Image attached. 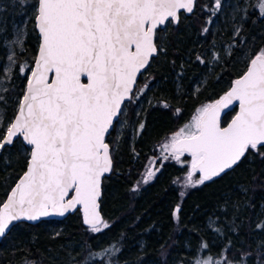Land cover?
Returning <instances> with one entry per match:
<instances>
[{
    "label": "snow or ice",
    "instance_id": "6c2138e0",
    "mask_svg": "<svg viewBox=\"0 0 264 264\" xmlns=\"http://www.w3.org/2000/svg\"><path fill=\"white\" fill-rule=\"evenodd\" d=\"M226 0H208L202 10L208 13L206 25L222 10ZM21 6L33 10V28L38 30V54L33 65L18 64L12 45L24 51L21 33L4 41L8 49L7 63L0 75V104L7 103L13 66L26 80L17 98L16 113L4 124L0 109V157L8 146L22 138L27 147L26 170L11 187L0 206V237H6L16 222H34L42 217L61 216L79 210L87 231L100 233L110 227L100 215L98 199L105 174L112 172V149L106 142L122 121L125 101L137 99L133 93L137 75L149 66L150 60L166 52L158 43V33L179 23V13L193 14L197 0H18ZM249 7L264 17V0L234 6L241 19L249 16ZM27 21H25V24ZM209 27L202 28V34ZM234 37L240 35L235 28ZM231 54V53H229ZM201 64L205 60L196 57ZM213 60L219 56L212 54ZM86 77V82H82ZM148 87L139 89L142 93ZM238 102L239 111L231 122L221 126L220 114ZM168 107L167 104L163 105ZM179 112V109H177ZM144 123L138 131L143 132ZM264 159V50L250 60L247 71L236 79L230 90L214 103L197 109L192 122L180 128L168 142L161 145V155L149 161L143 179L131 189L139 191L141 184L155 178L164 162L174 160L187 164L179 196L185 190L197 188L214 178L228 174L248 155ZM190 160H182V157ZM7 164V157H3ZM157 161L160 167H156ZM197 174H199L197 176ZM173 180V184L178 183ZM181 207L172 215L179 220ZM209 227L218 235L225 231ZM256 228L264 231V220ZM229 231L235 232L233 224ZM59 235V233H57ZM164 245H161L163 248ZM208 248L201 242L197 252ZM232 241L217 257L197 258L194 264H249L251 252L240 251L239 259H229ZM121 250L115 245L82 254L78 264H118ZM72 259H75L73 257ZM25 264L34 262L25 261ZM256 264H264V242L258 244Z\"/></svg>",
    "mask_w": 264,
    "mask_h": 264
},
{
    "label": "trees",
    "instance_id": "16d2710c",
    "mask_svg": "<svg viewBox=\"0 0 264 264\" xmlns=\"http://www.w3.org/2000/svg\"><path fill=\"white\" fill-rule=\"evenodd\" d=\"M207 2L197 0L193 14L180 12L179 23L158 33V43L165 46L166 52L153 57L136 82L135 94L144 82L156 83V91L151 93L152 100L145 105L138 121L145 124L144 131L137 130L132 142L128 138L129 130L125 139L114 141L113 170L102 179L100 198L103 220L110 227L100 233L87 231L78 209L61 219L16 222L12 231L0 240V264H25L26 260L34 264H78L82 254L89 251V246L91 250L99 251L113 244L121 250L112 258L118 260V264H140L147 259H154L157 264H171L172 261L194 264L197 258L217 257L228 239L232 241L229 259H239V250H244L252 253L249 264H256L257 246L264 242V231L256 228L264 220V159L258 155L250 154L228 174L185 190L184 197L179 196L178 183L173 184V180H177L185 168L174 160L164 162L155 178L141 185L139 191H131L158 141L182 123H189L190 113L197 105L217 99L245 69L249 59L264 50V17L258 10L249 7L248 18L237 21L239 36L225 33L212 36L210 25H206L208 13L202 10ZM254 2L252 0L250 4ZM29 10L24 51L15 52L18 64L27 61L32 65L37 49L39 40L33 28V10L21 6L18 0H0V73L6 55L3 40L11 34L12 20ZM205 26L209 27V32L202 34ZM196 37L203 39L197 42ZM216 40L222 43L225 51H221L211 70L206 71L204 64L208 59L205 52ZM197 55L205 60L204 64L197 61ZM203 73L206 78L194 92L192 84ZM174 78L179 89L173 85ZM25 84L26 80L13 66L12 83H6V87L12 90L7 93L6 105L1 104L5 125L16 112V101ZM135 100L126 101L125 105L134 104ZM234 110L235 107L227 111L221 123H225ZM134 111L135 106L130 109L127 129ZM2 131L5 128H0ZM113 134L114 130H111V135L107 136L110 144V140H114ZM27 147L17 139L0 157V203L26 167ZM3 157H7V164ZM241 202H245V206H240ZM177 204L181 207L179 220L172 215ZM211 216L215 218L213 227H221L225 236H218L211 228L205 227ZM233 221L235 232L228 230ZM212 233L219 237L215 246L210 245ZM256 235L257 239L254 238ZM238 239H243V243L239 244ZM202 241L207 242L208 248L198 253ZM140 242L142 246L138 245Z\"/></svg>",
    "mask_w": 264,
    "mask_h": 264
},
{
    "label": "rangeland",
    "instance_id": "374dc122",
    "mask_svg": "<svg viewBox=\"0 0 264 264\" xmlns=\"http://www.w3.org/2000/svg\"><path fill=\"white\" fill-rule=\"evenodd\" d=\"M252 0H248L249 4ZM238 3H240L242 6H243V0H226V2L222 5V10L220 13L217 14V16H215L213 18V23L210 25L211 27V31H212V36H217V35H221L222 33H225L227 34L228 36H234L233 33H234V30L235 28L238 27V20L241 19V13L239 12H236L234 10V6L237 5ZM30 12L31 10H29L27 13H24L22 15H20L19 17H14V19L12 20V29H11V34L10 36L8 37H5L4 40H3V45H4V41H11L14 37V34H17L18 32L21 33V39L24 40V37H25V34L27 32V25H28V19H29V16H30ZM25 21H27V23L25 24ZM201 39L203 38H197L196 37V40L197 42H199ZM220 41L216 40L212 47L209 48L205 53H206V56H207V63L204 64L205 66V69L206 71H210L211 68H212V65H214V63L217 62V60H213L212 59V54L215 53L216 55L219 56V54L221 53V51H225L223 49V45L222 43H219ZM233 44V41L230 42V45ZM5 47V46H4ZM6 55L8 53V49H6ZM11 50L12 51H17V50H20V47L18 45H12L11 47ZM261 51V50H260ZM258 51L257 53L259 54ZM228 52V50H227ZM6 55H5V62L4 64L7 63V60H6ZM3 64V65H4ZM2 65V66H3ZM1 75L3 74L2 73V67H1ZM206 78V74L203 73L201 74L199 77H197L194 81V83L192 84V89L193 91H197L199 89V87L201 86V84L204 82ZM146 82H148L146 80ZM147 84L148 87L146 90H144L142 93L139 91V89H143L144 88V85ZM157 85L156 83H141L140 86L137 88V92H136V96H137V99L135 100V103H130L128 104V106L126 105L125 107V110H124V114L120 117V120L122 121L121 124H118L114 130V134H113V137H114V140H110L111 144L109 143L110 145V148L113 150V144H114V141L116 142L117 139H125L126 136H125V133L129 130V141L132 142L133 141V135H136L137 133V130H138V127H139V119L141 118V113L142 111L144 110L145 108V105L148 104L151 100H152V94L153 91H156V86ZM174 87L176 89H179L180 85H178L177 83V80L174 78V83H173ZM6 87V83L3 85ZM213 101H208V102H204L200 105H197L194 110H192V113H190V120H189V123L192 122V118L194 116L197 115V109L203 107L204 105L206 104H210L212 103ZM135 106V111H134V117H133V120L131 121L130 123V128L127 129L126 127V122H127V119H128V116L130 114V109L132 110V107ZM0 109H3L4 111V108L3 106L0 104ZM189 123H182L181 125H179L178 127L174 128L172 131H170L169 133H167L164 137L161 138V140L158 141L156 147H155V151L153 154H151L150 156H148L147 158V161L146 163L144 164V167L138 177V179L136 180V182L133 184L136 185L137 181H141L143 179V174L147 171V167L149 165V161H151L152 159H154L155 157L161 155V145L168 142V140H170V138L173 136L174 133H176L177 131H179L180 128L184 127L186 124H189ZM115 149V148H114ZM114 153V150L112 151V154ZM171 160V159H170ZM182 160H190V157H182ZM156 167H160V162L157 161V164H156ZM184 168H185V171L184 173H182L181 176H179L177 178V180L179 181L178 182V186H179V189L182 190V185H183V180H184V177L186 176V172H187V164L184 165ZM158 173V172H157ZM157 175V174H156ZM199 174H197L198 176ZM143 185V184H141ZM140 185V186H141ZM132 186V187H133ZM238 187H241L240 185ZM112 193H113V190H112ZM244 204V205H243ZM240 206H245V202H241L239 204ZM257 214H255L254 216H256ZM210 218L212 220H214V216H211L207 219V221L205 222V227L207 229H209V222H210ZM213 235L210 236V245H216L219 243V237L217 238V235H215L214 233H212ZM255 239L258 238V236L256 235L254 237ZM238 243L241 244L243 243V239H238ZM138 245L142 246V242L138 243ZM186 249H187V246H185ZM140 264H157V261L154 260V259H147L145 260L143 263H140ZM171 264H177L175 263L174 261H172Z\"/></svg>",
    "mask_w": 264,
    "mask_h": 264
},
{
    "label": "water",
    "instance_id": "95a60500",
    "mask_svg": "<svg viewBox=\"0 0 264 264\" xmlns=\"http://www.w3.org/2000/svg\"><path fill=\"white\" fill-rule=\"evenodd\" d=\"M180 12H182L183 14H188V13H186L184 10H181ZM37 31V34H38V30H36ZM38 43H39V41H38ZM38 54V45H37V49H36V52H35V56ZM258 53H256V54H254L250 59H249V61H248V63H247V65H246V67H245V69L239 74V75H237L232 81H231V83H230V85L226 88V90L220 95V96H222V95H224L228 90H230V88H231V86H232V84H233V82L236 80V79H239L246 71H247V67H248V65H249V63H250V60L252 59V58H254L255 57V55H257ZM34 56V57H35ZM150 63V62H149ZM32 65H33V63H32ZM142 71H144V70H142ZM141 75V73L140 74H138L137 75V80H138V78H139V76ZM82 79V82H86V77H82L81 78ZM137 82V81H136ZM26 85V84H25ZM135 87V86H134ZM133 87V88H134ZM219 96V97H220ZM218 97V98H219ZM217 98V99H218ZM217 99H215V100H217ZM214 100V101H215ZM214 101L212 102V103H214ZM126 102V101H125ZM235 107V110H234V112H233V114L231 115V117L225 122V123H221V126H226L228 123H230L231 122V120H232V118L235 116V114H236V112H238L239 111V104H238V102H234L233 103V105H231V106H229V108H227V109H224L222 112H221V114H220V118H222V116L227 112V111H229L230 109H232V108H234ZM16 113V112H15ZM15 115V114H14ZM14 117V116H13ZM13 119V118H12ZM11 119V120H12ZM111 131V130H110ZM107 137V136H106ZM21 140H22V138H21ZM106 142H107V140H106ZM108 143V142H107ZM26 170V167H25V169L22 171V173L17 177V179L15 180V182L12 184V186L11 187H13L14 186V184L16 183V182H18V179H19V177L20 176H22V174H23V172ZM109 173H107V174H105V176L106 175H108ZM11 187H10V189L8 190V192L6 193V196H5V198L3 199V201L2 202H4V201H6V198H7V194H9L10 193V190H11ZM101 196H102V182H101ZM101 196L99 197V199H98V203H99V209H98V211L100 212V215H101V217L103 218V215H102V211H101V209H100V198H101ZM2 202L0 203V206H2ZM77 209L79 210V206H77ZM80 211V210H79ZM71 212H73V211H71ZM71 212H68V213H71ZM68 213H66L63 217H65ZM80 213H81V219H82V223H83V214H82V212L80 211ZM63 217H61V216H51V217H42L41 219H61V218H63ZM40 219V220H41ZM39 221V220H38ZM28 222V221H27ZM35 222H37V221H34V222H30V223H35ZM87 226V225H86ZM1 238L2 237H0V240H1Z\"/></svg>",
    "mask_w": 264,
    "mask_h": 264
},
{
    "label": "flooded vegetation",
    "instance_id": "af4514ba",
    "mask_svg": "<svg viewBox=\"0 0 264 264\" xmlns=\"http://www.w3.org/2000/svg\"><path fill=\"white\" fill-rule=\"evenodd\" d=\"M108 139V138H107ZM108 141V140H107Z\"/></svg>",
    "mask_w": 264,
    "mask_h": 264
}]
</instances>
